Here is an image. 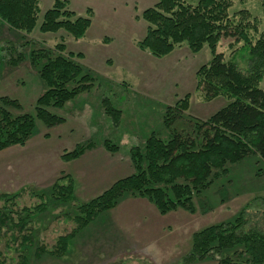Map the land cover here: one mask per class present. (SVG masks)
<instances>
[{
    "label": "rangeland",
    "instance_id": "rangeland-1",
    "mask_svg": "<svg viewBox=\"0 0 264 264\" xmlns=\"http://www.w3.org/2000/svg\"><path fill=\"white\" fill-rule=\"evenodd\" d=\"M37 1L38 22L32 33L14 31L0 22V97L15 99L22 112L33 113L44 87L29 54L54 50L60 43L66 53L81 54L75 62L95 80L91 89L63 108L52 110L65 119L63 124L47 129L36 122L34 135L23 147L0 151V195L15 196L13 222L20 209L33 212L37 206L42 207L41 212L30 215L24 233L13 229L9 221L7 228H0V261L17 264L22 236L31 232L32 239L26 243L33 246L27 253L29 264H217L216 257L187 258L192 235L234 219L247 204L264 198V159L258 155L227 166L226 174L194 196L192 213L177 209L160 215L146 199L124 195L113 209L76 233L65 256L36 254L38 247L50 250L58 237L77 229L75 206L133 173L130 148L142 149L151 133L166 140L169 130L188 131L193 121L208 119L228 103L223 97L204 102L196 90V72L211 59L206 46L194 54L182 44L162 58L139 47L146 29L141 14L156 0H64L76 16L86 17V10L91 11V25L78 40L64 31L40 33L42 16L53 0ZM242 10L256 27V32H249L254 43L264 33V0H234L229 15ZM242 47V42L222 39L216 52L226 61L235 59L238 68L246 71ZM260 88L264 91V77ZM185 95L190 96L189 108L168 130L162 122L165 109ZM104 104L120 111L118 122L104 112ZM105 140L117 150L107 151ZM88 143L93 147L85 155L70 161L61 159L64 152ZM69 178L73 180V200L55 202L49 193L52 185ZM3 202L0 199V208ZM250 205L249 217L262 212ZM257 215L251 223L260 218Z\"/></svg>",
    "mask_w": 264,
    "mask_h": 264
},
{
    "label": "trees",
    "instance_id": "trees-1",
    "mask_svg": "<svg viewBox=\"0 0 264 264\" xmlns=\"http://www.w3.org/2000/svg\"><path fill=\"white\" fill-rule=\"evenodd\" d=\"M233 1L156 0L153 7L142 12L146 29L139 47L155 58H162L182 44L194 54L206 46L211 59L196 72V90L204 102L223 97L228 103L208 119L193 121L188 131L179 132L169 129L173 121L188 110L190 96L185 95L173 107H167L162 118L164 127L169 130L167 139L151 133L142 149L130 148L133 173L114 182L99 196L75 206L77 229L58 237L50 250L38 247L36 254L65 256L76 233L98 215L113 209L124 195L146 199L160 215L177 209L192 213L194 196L226 174L227 166L252 154L264 159V91L260 88L264 77V33L251 42L249 32H256V27L245 10L229 15ZM38 12L37 0H0V22L17 32L32 33L37 26ZM90 13L86 10V17L76 16L64 0H53L38 30L40 33L64 31L78 40L91 25ZM222 39L243 43L241 57L247 62L246 71L238 68L235 59L226 61L216 52ZM81 57V54L66 53L63 43L56 45L54 50L41 49L29 54L44 89L36 99L33 113L22 112L15 99L0 97V151L23 147L34 135L36 122L47 129L65 122L52 110L63 108L67 102L91 89L95 80L75 62L74 59ZM103 108L113 122H118L119 110L109 104H104ZM12 110L20 113L13 114ZM103 146L109 152L118 148L108 140ZM92 147L91 143L77 145L73 151L64 152L61 159H78ZM72 181L69 178L65 183H54L49 192L51 199L60 203L73 200ZM14 197L0 195L4 201L0 208V228H7L9 221L13 229L23 232L30 223V215L41 212L42 207L37 206L33 212L20 209L13 222ZM250 204L261 208L262 212H254L252 218L249 217ZM258 213L260 218L251 223ZM31 239V232L22 236L17 264H29L27 253L33 246L26 243ZM208 257H216L217 264H264V198L247 204L234 219L205 227L192 235L187 258L202 260Z\"/></svg>",
    "mask_w": 264,
    "mask_h": 264
},
{
    "label": "crops",
    "instance_id": "crops-1",
    "mask_svg": "<svg viewBox=\"0 0 264 264\" xmlns=\"http://www.w3.org/2000/svg\"><path fill=\"white\" fill-rule=\"evenodd\" d=\"M85 155V154H84ZM105 155V154H104ZM119 173H124L123 171L119 172Z\"/></svg>",
    "mask_w": 264,
    "mask_h": 264
}]
</instances>
